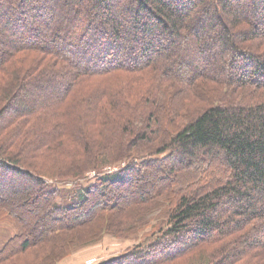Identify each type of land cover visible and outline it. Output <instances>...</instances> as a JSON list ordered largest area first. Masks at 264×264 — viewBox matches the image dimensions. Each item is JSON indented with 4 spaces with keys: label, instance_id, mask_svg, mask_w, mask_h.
Segmentation results:
<instances>
[{
    "label": "trees",
    "instance_id": "1",
    "mask_svg": "<svg viewBox=\"0 0 264 264\" xmlns=\"http://www.w3.org/2000/svg\"><path fill=\"white\" fill-rule=\"evenodd\" d=\"M151 202L96 264H264V0H0V264Z\"/></svg>",
    "mask_w": 264,
    "mask_h": 264
},
{
    "label": "rangeland",
    "instance_id": "2",
    "mask_svg": "<svg viewBox=\"0 0 264 264\" xmlns=\"http://www.w3.org/2000/svg\"><path fill=\"white\" fill-rule=\"evenodd\" d=\"M179 100V98L174 97L175 102ZM90 172L92 171H88V173ZM161 206V204L151 202L148 207H140L137 211H134L132 207L127 210L125 220L128 228L131 226L132 228L125 235L104 233L100 239L95 241H92L93 239L89 238L88 234L82 235L80 240L82 246L71 252L60 264H96L113 256L127 253L130 247L137 244L146 233L151 231L149 224L159 221L158 218L163 217ZM118 219V217H115L112 221L111 226H113V229L119 230ZM37 229L39 231L40 228L37 227ZM12 232L11 224L2 222L0 224V242L7 239Z\"/></svg>",
    "mask_w": 264,
    "mask_h": 264
}]
</instances>
